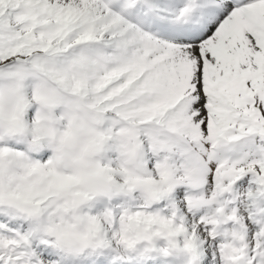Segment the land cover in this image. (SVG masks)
<instances>
[{
	"label": "snow or ice",
	"instance_id": "1",
	"mask_svg": "<svg viewBox=\"0 0 264 264\" xmlns=\"http://www.w3.org/2000/svg\"><path fill=\"white\" fill-rule=\"evenodd\" d=\"M0 264H264V0H0Z\"/></svg>",
	"mask_w": 264,
	"mask_h": 264
}]
</instances>
